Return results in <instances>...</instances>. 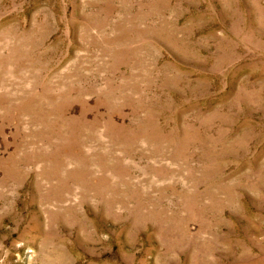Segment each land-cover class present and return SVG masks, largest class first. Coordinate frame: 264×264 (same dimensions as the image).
Returning <instances> with one entry per match:
<instances>
[{"label":"rangeland","instance_id":"374dc122","mask_svg":"<svg viewBox=\"0 0 264 264\" xmlns=\"http://www.w3.org/2000/svg\"><path fill=\"white\" fill-rule=\"evenodd\" d=\"M0 264H264V0H0Z\"/></svg>","mask_w":264,"mask_h":264}]
</instances>
